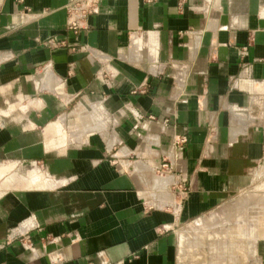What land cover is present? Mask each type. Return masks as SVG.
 I'll use <instances>...</instances> for the list:
<instances>
[{
  "label": "crops",
  "instance_id": "1",
  "mask_svg": "<svg viewBox=\"0 0 264 264\" xmlns=\"http://www.w3.org/2000/svg\"><path fill=\"white\" fill-rule=\"evenodd\" d=\"M263 163L264 0H0V264H213Z\"/></svg>",
  "mask_w": 264,
  "mask_h": 264
},
{
  "label": "rangeland",
  "instance_id": "2",
  "mask_svg": "<svg viewBox=\"0 0 264 264\" xmlns=\"http://www.w3.org/2000/svg\"><path fill=\"white\" fill-rule=\"evenodd\" d=\"M255 182L253 183V185L251 186L250 189L246 190L245 192H243L242 194H240L239 196H237L236 198L232 199L229 201L228 205L225 206L224 208L226 209L229 208L231 210H229L228 216L226 213V210H224L223 215L224 217H228L229 218V224H230V229L228 232V236H233V238H231L229 236V242L228 244L222 246L221 243L219 245H217V248H213L212 250L209 249V243L203 244V247L201 246V248H198V252H203V254L206 255L207 258H209V260L213 259V264L216 263V259L214 257V255H224L225 259L224 262H231V261H235L236 258V248L238 247L237 242L233 241V239L235 240L237 232H235V224H241V229L244 228V233L243 236L245 237L244 239H250L252 240V237L250 235H252V229L253 227V218L258 219L261 221V223L264 225V163L261 164V166L259 168L256 169L255 171ZM217 214V215H216ZM214 215V219L220 218V213H216ZM226 224V223H225ZM233 226V227H232ZM245 226V227H244ZM228 228V227H227ZM213 229V234H217L218 236L221 234L220 231V227H214ZM264 229V227L260 228L257 232L258 236L262 235V230ZM226 231V228H225ZM227 232L225 233V235L227 234ZM239 236V235H238ZM241 234V237L239 236V240L242 239L243 237ZM253 244V243H252ZM227 246H228V251H229V256L226 257L225 254L227 252ZM224 248V249H222ZM218 249V250H217ZM224 250V251H222ZM205 251V252H204ZM212 251V252H211ZM223 252V253H222ZM212 256L214 258H212ZM215 260V261H214Z\"/></svg>",
  "mask_w": 264,
  "mask_h": 264
},
{
  "label": "built area",
  "instance_id": "3",
  "mask_svg": "<svg viewBox=\"0 0 264 264\" xmlns=\"http://www.w3.org/2000/svg\"><path fill=\"white\" fill-rule=\"evenodd\" d=\"M88 6V3H85V4H81L78 8H76L77 11H82V12H85L86 9H87ZM71 29H77V25H76V22H72L71 24ZM164 167H166V165H164Z\"/></svg>",
  "mask_w": 264,
  "mask_h": 264
}]
</instances>
